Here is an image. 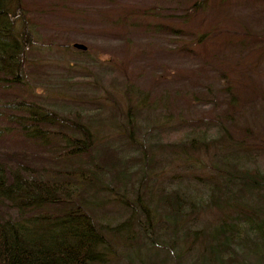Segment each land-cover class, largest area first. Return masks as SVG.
Returning <instances> with one entry per match:
<instances>
[{"label":"trees","instance_id":"1","mask_svg":"<svg viewBox=\"0 0 264 264\" xmlns=\"http://www.w3.org/2000/svg\"><path fill=\"white\" fill-rule=\"evenodd\" d=\"M208 1L186 0V9L177 15L176 22L185 24L191 12L197 7L203 9ZM45 6L56 12L52 11L54 5ZM29 10L23 0H0V264H124L125 244L131 248L136 245L139 251L160 248L168 256L167 264H252L254 256L264 253V167L253 163L260 146H248L233 137L237 105L225 73H221L222 92L229 97L224 110L218 111L211 99L214 107L205 118L188 126L185 124L191 121L178 116L176 124L160 127L159 132L183 129L175 140L165 142L160 135L150 139L149 145L140 146L137 136L146 138L150 129L145 128L144 133L134 119L146 125L158 123L157 110L166 106L164 93L153 100L149 94L133 98L127 90L131 69L130 74L122 72L121 80L110 77L109 84L120 90V95L100 84L90 85L83 92L71 86L69 79L68 87L76 89L71 96H45L44 88H51L50 82L57 84L65 77L52 80L46 70H39L48 61L42 53L44 45L41 48L34 37ZM141 15L145 18L144 13ZM141 15L121 13L113 22L121 30L126 25L137 28L144 23ZM164 26L155 25L160 31ZM208 36L202 33L198 42ZM66 71L69 75L78 72L72 67ZM37 87L43 90L36 92ZM101 91L104 97L99 99ZM60 100L88 106L64 109L56 103ZM104 107L109 108L106 118L112 123V127H105L106 132L114 135L106 143L99 136L103 131L97 130L103 125L94 122ZM161 117L172 119L169 113ZM88 124L93 125L94 132ZM95 149L100 151L102 163L93 158ZM151 149L157 155L165 150L168 159L153 158ZM182 153H187L182 159L186 160L183 166L187 172L196 170L192 158L202 153L209 156L202 170L211 167L213 172L208 176L194 172L166 176L165 164L175 162ZM182 160L177 163L181 165ZM104 172L112 176L107 187L117 181L115 175L131 181L134 174L143 173L136 181L139 189L147 182L143 194H155L153 215L148 209L152 204L140 199L142 194L135 203L126 202L127 216L119 222L111 223L94 214L95 207H104L107 202L104 197L99 205L89 200L105 194L101 185ZM152 182H159L155 190L148 187ZM210 209L220 215L204 223L200 216ZM179 243L188 244L176 246ZM257 259L264 264V256Z\"/></svg>","mask_w":264,"mask_h":264},{"label":"rangeland","instance_id":"2","mask_svg":"<svg viewBox=\"0 0 264 264\" xmlns=\"http://www.w3.org/2000/svg\"><path fill=\"white\" fill-rule=\"evenodd\" d=\"M23 1L30 8L28 12L30 21H33L34 37L39 41L41 48L44 45L42 53L44 52L48 61L46 66L39 70L42 72L46 70L52 75V80L65 77L63 82L56 81L57 84L54 83L55 81L50 82L48 87L51 88H44L45 96L59 93H63L65 97L71 96L70 94L76 89L68 87L66 81L69 79L72 81L71 86L83 92H87L90 85L100 84L101 87L120 95L122 92L115 90L109 84L110 77L121 80L123 71L127 70L130 74L131 69H134L132 79L127 86L133 98L137 95L144 97L149 94L153 100L154 97H161L164 93L166 100V106H161L157 110V113L160 112L156 120L158 123L146 125L147 122L134 119V123L139 125L141 131L144 132L145 128L150 129L146 138L138 136L136 138L140 146H147L150 139L154 141L160 135L165 142L180 136L183 129L177 130L178 132L176 130L159 132L161 126L165 128L169 123L176 124L179 120L178 116L187 122L191 121L185 124L188 126L192 125V121L208 116L214 107V101L211 99L217 103L218 111L224 110L229 95L222 92L221 73L223 72L224 77L233 87L236 97L234 103L237 105V111L232 123L233 137L248 146H260L261 148L256 151L259 153L255 152L253 163L264 167V0H225L217 4L218 1L211 0L203 9L197 7L195 13L191 12L185 24L177 23L176 18L185 11L186 0ZM46 3L54 5L56 9L52 11L56 12L47 10L49 6H45ZM35 6L38 10H34ZM130 12L138 15L144 13L145 18L144 15L140 16L142 20L144 18V23L137 28L126 25V29L121 30L122 28H119L113 19L121 13L130 15ZM156 24L167 26L160 31L156 30ZM177 29H179L178 33ZM204 32L209 35L208 39L203 37L198 42V36ZM74 43L83 44L85 50L74 47ZM109 66L113 67L112 70L108 69ZM71 67L76 68L78 72L69 75L66 70ZM106 68L110 71H105ZM155 78H158L156 82ZM43 85L47 84L43 83ZM56 87L62 90L59 92ZM35 90L41 92L43 88L37 87ZM102 97L104 91L98 95L99 99ZM144 100L152 102L147 98ZM69 102L60 100L56 103L64 109H83L88 106L85 103L75 105ZM167 113L172 119L161 117V115L166 116ZM107 114L109 108L104 107L103 112L94 120L95 123L99 122L103 125L98 129L97 125H94L98 132L103 131V134L99 133L102 143L114 138V135L107 133L105 129L112 127L111 121L106 118ZM87 123L85 122L86 125ZM88 126L92 131L95 129L91 124ZM149 126L155 130L152 131ZM188 126H184V129ZM247 129L249 131L245 135ZM102 135L104 138H101ZM97 149L93 152V158L99 162L100 151ZM151 152L155 159L164 158V161L168 159L169 153L165 150L158 155L155 149H151ZM135 153L137 158L140 157L138 151ZM186 155L187 153L184 155L182 153L176 157L175 162L165 164L166 176L192 172L208 176L212 171L211 167L202 170L204 160L209 161V156L202 153L198 158H192L196 170L187 172L188 168L183 166L186 160H182ZM181 160L182 164L179 165L177 162ZM133 167L131 163V168ZM140 167L138 166V169ZM140 174L141 172L137 176L134 174L131 181H127L128 178L121 174H113L117 176L118 182L115 180L110 183V187H107L112 176L104 172V176L107 177H102L104 182L101 185L105 186V194L99 195L101 198L96 196L89 200L91 204L99 205L104 197L107 202L103 204L104 207H95L94 214L111 220V223L119 222L127 216L124 214L126 202L135 203L137 195L142 194L140 199L152 204L148 209L150 215H153L156 197L153 192L148 193V196L143 194L144 187L147 191L145 186L147 182L139 189L136 178H140L143 173ZM158 184L159 182L148 183V187L155 190ZM201 215L200 220L205 223V221H213L220 214L217 210L210 209L205 210ZM140 220L145 222L143 216ZM136 229L141 233L140 226L137 225ZM162 236L168 237L163 233ZM158 241L160 244L163 243L162 240L158 239ZM187 244L179 243L176 246ZM124 250L126 252L123 257L124 264H167L168 261V256L163 254L160 248L139 251L136 245H132L131 248L125 244ZM255 253H258V250ZM263 254L258 253L256 256L263 258ZM256 256L250 262L261 264ZM113 259L115 258H111L110 261Z\"/></svg>","mask_w":264,"mask_h":264},{"label":"water","instance_id":"3","mask_svg":"<svg viewBox=\"0 0 264 264\" xmlns=\"http://www.w3.org/2000/svg\"><path fill=\"white\" fill-rule=\"evenodd\" d=\"M74 47L78 48V49H82V50H85V46L83 44H80V43H74Z\"/></svg>","mask_w":264,"mask_h":264}]
</instances>
